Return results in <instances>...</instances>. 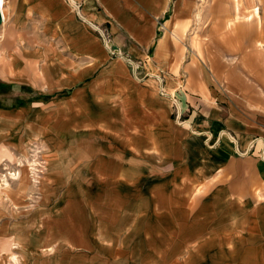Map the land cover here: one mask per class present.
Instances as JSON below:
<instances>
[{"label":"crops","instance_id":"crops-1","mask_svg":"<svg viewBox=\"0 0 264 264\" xmlns=\"http://www.w3.org/2000/svg\"><path fill=\"white\" fill-rule=\"evenodd\" d=\"M10 1L7 40L32 49L21 67L23 50L5 55L1 46L0 69L8 58L7 75L34 97L0 104V164L39 143L50 167L87 162L92 181L139 206L141 233L168 218L171 248L195 264L202 250L216 252L199 264H264V159L241 154L264 141V69L253 71L254 51L237 47L235 67L210 69L212 84L208 71L185 62L173 0ZM175 104L188 125L173 118ZM162 249L141 263L159 264Z\"/></svg>","mask_w":264,"mask_h":264},{"label":"rangeland","instance_id":"rangeland-1","mask_svg":"<svg viewBox=\"0 0 264 264\" xmlns=\"http://www.w3.org/2000/svg\"><path fill=\"white\" fill-rule=\"evenodd\" d=\"M172 3L174 12H180L179 33L185 62L193 60L199 69L208 71L210 83L214 82L210 69L219 68L220 63L235 67L237 47L240 55L254 51L249 54V60L256 63L253 71L259 66L264 69V50L256 45L258 41L264 43V38L252 37L258 31L264 34V0H173ZM10 5L11 1L6 0L0 47L5 55L22 49L26 57L17 63L22 67L32 48L27 41L7 40L12 19ZM178 6L180 10L176 9ZM236 18L260 19L261 26H251L244 20L235 26L227 20ZM150 57H154L153 51ZM2 66L0 104L16 107L28 103L34 95L27 84L13 82L12 75H7L11 70L8 58ZM35 69V77L41 81L40 63ZM137 75L146 80L145 74L138 70ZM36 97H39L37 90ZM201 106L196 110L199 115ZM173 111L175 120L188 125L176 104ZM261 147L248 155L261 158L256 152ZM42 149L36 143L29 153L9 155L0 164V264H142L141 254L149 260L148 254L159 245L163 248L159 264H195L191 255L171 248L168 218L162 222L163 228L154 220L149 226L145 223L141 233L139 206L127 205L123 198L109 194L105 185L92 181L87 162L77 169L59 170L46 163ZM57 174L58 178H65H54ZM45 182L47 186L43 185ZM158 225L161 228L157 229ZM202 252L204 258L216 251ZM202 258H195L196 264Z\"/></svg>","mask_w":264,"mask_h":264},{"label":"built area","instance_id":"built-area-1","mask_svg":"<svg viewBox=\"0 0 264 264\" xmlns=\"http://www.w3.org/2000/svg\"><path fill=\"white\" fill-rule=\"evenodd\" d=\"M108 44V42H107ZM181 115V114H180ZM182 116V115H181ZM262 145L261 149L256 151L258 153V155L264 159V141H261V139H254L248 150L244 151L243 153H241L242 155H248L250 153H253L254 150H257L258 146Z\"/></svg>","mask_w":264,"mask_h":264},{"label":"water","instance_id":"water-1","mask_svg":"<svg viewBox=\"0 0 264 264\" xmlns=\"http://www.w3.org/2000/svg\"><path fill=\"white\" fill-rule=\"evenodd\" d=\"M2 24H3V14L0 7V26H2ZM113 49L117 50V47H113Z\"/></svg>","mask_w":264,"mask_h":264},{"label":"bare ground","instance_id":"bare-ground-1","mask_svg":"<svg viewBox=\"0 0 264 264\" xmlns=\"http://www.w3.org/2000/svg\"><path fill=\"white\" fill-rule=\"evenodd\" d=\"M5 6V0H0V7L3 9Z\"/></svg>","mask_w":264,"mask_h":264}]
</instances>
